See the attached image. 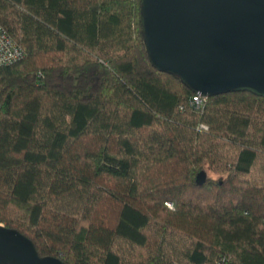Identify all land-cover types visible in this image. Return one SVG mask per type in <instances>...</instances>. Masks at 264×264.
Returning <instances> with one entry per match:
<instances>
[{
    "label": "trees",
    "instance_id": "obj_1",
    "mask_svg": "<svg viewBox=\"0 0 264 264\" xmlns=\"http://www.w3.org/2000/svg\"><path fill=\"white\" fill-rule=\"evenodd\" d=\"M0 24L25 53L0 66V224L66 264H264V98L196 110L141 0H0Z\"/></svg>",
    "mask_w": 264,
    "mask_h": 264
},
{
    "label": "water",
    "instance_id": "obj_2",
    "mask_svg": "<svg viewBox=\"0 0 264 264\" xmlns=\"http://www.w3.org/2000/svg\"><path fill=\"white\" fill-rule=\"evenodd\" d=\"M141 28L151 64L195 95L264 98V0H141ZM0 264L66 263L0 224Z\"/></svg>",
    "mask_w": 264,
    "mask_h": 264
},
{
    "label": "built area",
    "instance_id": "obj_3",
    "mask_svg": "<svg viewBox=\"0 0 264 264\" xmlns=\"http://www.w3.org/2000/svg\"><path fill=\"white\" fill-rule=\"evenodd\" d=\"M24 51L17 46L7 31L0 24V66H10L24 58ZM207 97L196 95L191 101V106L198 111L205 109L208 102ZM172 208V205H168Z\"/></svg>",
    "mask_w": 264,
    "mask_h": 264
}]
</instances>
